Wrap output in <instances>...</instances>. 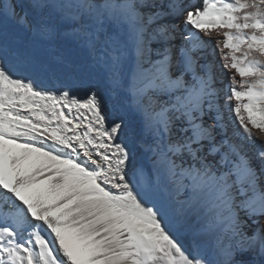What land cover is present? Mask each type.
<instances>
[{"label":"snow or ice","instance_id":"snow-or-ice-1","mask_svg":"<svg viewBox=\"0 0 264 264\" xmlns=\"http://www.w3.org/2000/svg\"><path fill=\"white\" fill-rule=\"evenodd\" d=\"M0 264H264V0H0Z\"/></svg>","mask_w":264,"mask_h":264},{"label":"bare ground","instance_id":"bare-ground-1","mask_svg":"<svg viewBox=\"0 0 264 264\" xmlns=\"http://www.w3.org/2000/svg\"><path fill=\"white\" fill-rule=\"evenodd\" d=\"M212 44H213V46H215V40H213ZM216 63L219 64V55H218V53H217ZM222 79L224 80L225 84H227L228 83V79H229V73L225 72L223 74V76H222Z\"/></svg>","mask_w":264,"mask_h":264},{"label":"rangeland","instance_id":"rangeland-1","mask_svg":"<svg viewBox=\"0 0 264 264\" xmlns=\"http://www.w3.org/2000/svg\"><path fill=\"white\" fill-rule=\"evenodd\" d=\"M221 39H222V37H221ZM222 46V45H221ZM228 50L227 49H225V52H227ZM218 55H219V64L217 63V65L219 66L221 63H222V61L220 60V54L218 53ZM218 71H219V68H218ZM233 73H234V71L235 70H231ZM237 79H240L239 78V76H237Z\"/></svg>","mask_w":264,"mask_h":264}]
</instances>
